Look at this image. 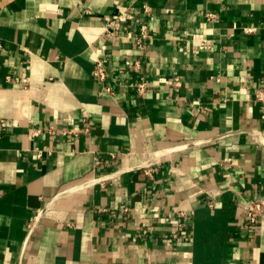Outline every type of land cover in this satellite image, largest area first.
I'll return each instance as SVG.
<instances>
[{
  "label": "crops",
  "instance_id": "crops-1",
  "mask_svg": "<svg viewBox=\"0 0 264 264\" xmlns=\"http://www.w3.org/2000/svg\"><path fill=\"white\" fill-rule=\"evenodd\" d=\"M148 1L0 0V264H264V0Z\"/></svg>",
  "mask_w": 264,
  "mask_h": 264
},
{
  "label": "built area",
  "instance_id": "built-area-1",
  "mask_svg": "<svg viewBox=\"0 0 264 264\" xmlns=\"http://www.w3.org/2000/svg\"><path fill=\"white\" fill-rule=\"evenodd\" d=\"M141 10L145 14H150L152 12V6L148 0H141ZM122 13L124 15L125 14L127 15L126 11H124ZM127 16H129V15H127ZM208 16H209V18H213L214 14L210 13ZM140 23H141V25H140L139 33L136 37V41L138 44L141 45L143 43V40L149 36H152V34L148 28V25L145 22L140 21ZM113 24L118 26L119 22L112 21L108 24V27L110 28V26ZM245 30L251 31V30H253V28L252 27H246ZM134 67H136L137 70L141 68V61L139 59H136L134 61ZM94 74H95V76H97L101 80H104L107 76V67H106L105 63L103 62V60L100 58L95 59ZM174 80H175V84H180V76L175 75ZM147 84H148L147 79L144 76H142V74H140V76H139V78L135 84L136 91L139 94H143L147 89ZM105 90L108 93H111V94L114 93V90L111 86H105ZM257 97L259 99H264V92H263V94L258 93ZM211 204H213V203H211ZM191 213H193V212H191ZM179 214H180V216L185 217V218L188 217V215H190V213H187V212H180ZM263 218H264V196L263 195L253 196L247 202L246 211H245L244 216L241 219V222L245 227L249 228L253 224L257 223L259 220H262ZM182 224L183 223H181V225ZM182 228H184V226ZM181 232H184V230H178V231L174 232L173 237H178L181 234ZM188 238H189V236L186 234L185 239H188ZM229 264H239V263L236 260H232L229 262Z\"/></svg>",
  "mask_w": 264,
  "mask_h": 264
}]
</instances>
